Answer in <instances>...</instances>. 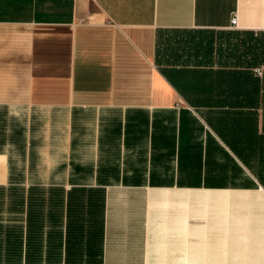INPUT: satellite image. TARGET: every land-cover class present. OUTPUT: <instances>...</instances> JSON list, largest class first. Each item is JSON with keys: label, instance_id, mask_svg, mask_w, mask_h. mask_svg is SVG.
<instances>
[{"label": "crops", "instance_id": "0c3cea01", "mask_svg": "<svg viewBox=\"0 0 264 264\" xmlns=\"http://www.w3.org/2000/svg\"><path fill=\"white\" fill-rule=\"evenodd\" d=\"M247 248L264 0H0V264H264Z\"/></svg>", "mask_w": 264, "mask_h": 264}, {"label": "rangeland", "instance_id": "374dc122", "mask_svg": "<svg viewBox=\"0 0 264 264\" xmlns=\"http://www.w3.org/2000/svg\"><path fill=\"white\" fill-rule=\"evenodd\" d=\"M230 226L232 228L231 223H230ZM237 244H238V240H234L233 243L231 241V245H229L228 247H226V254L227 255H237V254H241L242 252L240 251V248L238 247ZM246 253L253 254V255L264 254V252L259 251V250L255 249V248H252V249L247 248ZM227 264H229V263H227Z\"/></svg>", "mask_w": 264, "mask_h": 264}, {"label": "built area", "instance_id": "2783aa9c", "mask_svg": "<svg viewBox=\"0 0 264 264\" xmlns=\"http://www.w3.org/2000/svg\"><path fill=\"white\" fill-rule=\"evenodd\" d=\"M235 23H236V18H235V16H234V17L231 19V25L234 26ZM257 74L260 75L261 72H260V71H257Z\"/></svg>", "mask_w": 264, "mask_h": 264}, {"label": "bare ground", "instance_id": "6f19581e", "mask_svg": "<svg viewBox=\"0 0 264 264\" xmlns=\"http://www.w3.org/2000/svg\"><path fill=\"white\" fill-rule=\"evenodd\" d=\"M209 197V196H208ZM212 197V196H211Z\"/></svg>", "mask_w": 264, "mask_h": 264}]
</instances>
